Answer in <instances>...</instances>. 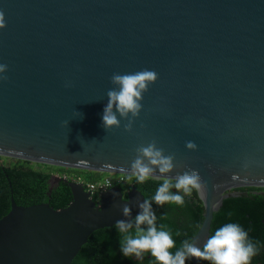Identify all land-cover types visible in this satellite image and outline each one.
Listing matches in <instances>:
<instances>
[{"label":"water","instance_id":"obj_1","mask_svg":"<svg viewBox=\"0 0 264 264\" xmlns=\"http://www.w3.org/2000/svg\"><path fill=\"white\" fill-rule=\"evenodd\" d=\"M0 12V157L129 176L136 149L155 141L174 156L169 176L199 172L197 246L223 200L264 189V0H0ZM145 69L157 79L132 131L127 121L106 131L112 75ZM61 180L71 201L60 209L19 206L11 192L0 264H71L93 232L145 199L114 187L96 205L79 182L52 177Z\"/></svg>","mask_w":264,"mask_h":264},{"label":"clouds","instance_id":"obj_2","mask_svg":"<svg viewBox=\"0 0 264 264\" xmlns=\"http://www.w3.org/2000/svg\"><path fill=\"white\" fill-rule=\"evenodd\" d=\"M5 26L4 14L0 12V29ZM6 71L7 65L0 64V80L7 79L4 75ZM156 79L157 73L147 69L126 74L114 73L111 77L114 87L107 92L108 99L103 108L101 126L107 131L119 128L121 121H127L123 128L127 132L132 131L134 121L143 107V94ZM185 147L195 150L197 145L193 141H187ZM174 167V156L165 155L155 141L136 149V157L131 162L130 170H124L130 173L128 179L134 177L137 183H143L154 175H160L163 181L151 201L144 199L137 202L139 212L134 217L127 204L121 209L124 219L116 221L114 226L123 237L119 241L122 256L140 259L143 253L150 252L158 264H186V261L194 258L209 261L210 264H251L252 258L260 251L259 242L251 240L246 230L232 222L217 228L200 246H197L198 241L186 239L179 248L171 251L175 248L172 234L163 225L157 228V216L152 204L183 205L185 196H191L193 190L198 191L202 187L197 170L177 173L175 177H171L168 174ZM173 188L175 192L172 191Z\"/></svg>","mask_w":264,"mask_h":264},{"label":"trees","instance_id":"obj_3","mask_svg":"<svg viewBox=\"0 0 264 264\" xmlns=\"http://www.w3.org/2000/svg\"><path fill=\"white\" fill-rule=\"evenodd\" d=\"M5 161L7 159L0 157V200L5 199L7 205L6 211L0 214V218L10 209L11 192L15 203L19 206L49 203L53 209L66 207L71 201L70 189L62 180L52 181L53 174H75L83 179L86 185L103 178L97 172L47 166L17 159H11L6 167L3 166L6 165ZM125 177L128 182L125 185L119 183L118 186L125 190L130 184H134L149 201L163 181L149 178L143 183H137L134 177L131 180L128 176ZM237 190L244 191L247 195L223 200L220 209L213 214L210 235L226 223H237L248 232L251 240L259 242L261 249V245L264 244V196L251 193L259 188ZM172 191L176 190L173 188ZM96 197L93 195V200H96ZM152 206L157 216V228L163 225L172 234L175 242V248L171 250L173 252L181 246L182 241L192 240L203 220L204 207L196 190H193L191 196L184 197L183 205L169 203L158 206L153 202ZM122 238V234L115 226L93 232L71 264H158L150 252L143 253L140 259L135 256L123 257L119 250V241ZM201 261L203 264H210L209 261ZM259 263L264 264V256L262 260L258 256L252 258L251 264ZM186 264H191V260L186 261Z\"/></svg>","mask_w":264,"mask_h":264},{"label":"flooded vegetation","instance_id":"obj_4","mask_svg":"<svg viewBox=\"0 0 264 264\" xmlns=\"http://www.w3.org/2000/svg\"><path fill=\"white\" fill-rule=\"evenodd\" d=\"M5 159H7V158H5ZM6 162V165L4 164L3 166H6L7 167V161H5ZM53 177H57V178H61V179H66V180H71V181H77V182H79L80 184H82L83 185V187L85 188V190H86V183H85V181L83 180V179H81L80 177H77L78 175H75V174H73V175H68V174H62V175H59V174H53L52 175ZM128 182V180L126 179V177L124 178V180H123V182H122V184H126ZM133 186H135L134 184L133 185H129V188H127V189H125V190H123L121 187V190H122V194H123V196H122V199L123 200H125V199H127V192L133 187ZM114 187H119L118 186V184L117 183H113L109 188H107L105 191H107V190H109V189H111V188H114ZM259 191H264V189H259V190H257V192H259ZM88 192V191H87ZM92 199H93V195H92V197H91ZM94 202H95V204L96 205H98V203H99V201H98V197H96V200H94ZM6 208H7V205H6V202H5V199L4 200H0V214H2L3 212H5L6 211ZM6 215V214H5ZM4 215V216H5ZM263 222H264V220H263ZM256 256H258L261 260L263 259V256H264V244H262L261 245V249H260V251H259V253L256 255ZM260 264V263H259Z\"/></svg>","mask_w":264,"mask_h":264},{"label":"built area","instance_id":"obj_5","mask_svg":"<svg viewBox=\"0 0 264 264\" xmlns=\"http://www.w3.org/2000/svg\"><path fill=\"white\" fill-rule=\"evenodd\" d=\"M117 178H112V176H105L101 180L95 183L87 184L86 191H88L91 196L96 195L98 196L101 192L105 191L109 188L113 183H122L125 176L124 175H115Z\"/></svg>","mask_w":264,"mask_h":264},{"label":"rangeland","instance_id":"obj_6","mask_svg":"<svg viewBox=\"0 0 264 264\" xmlns=\"http://www.w3.org/2000/svg\"><path fill=\"white\" fill-rule=\"evenodd\" d=\"M4 157H2V159H3ZM11 162V159H9V158H7V164H9ZM105 176H110V174H101V177H105ZM112 176V178H117V177H115V175H111Z\"/></svg>","mask_w":264,"mask_h":264}]
</instances>
